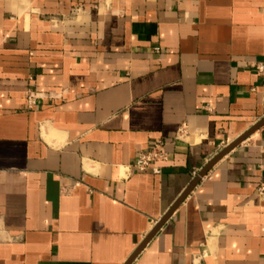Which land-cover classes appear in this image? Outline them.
<instances>
[{
  "label": "crops",
  "instance_id": "0c3cea01",
  "mask_svg": "<svg viewBox=\"0 0 264 264\" xmlns=\"http://www.w3.org/2000/svg\"><path fill=\"white\" fill-rule=\"evenodd\" d=\"M262 62L264 0H0V264H125L264 119ZM131 264H264V125Z\"/></svg>",
  "mask_w": 264,
  "mask_h": 264
},
{
  "label": "water",
  "instance_id": "95a60500",
  "mask_svg": "<svg viewBox=\"0 0 264 264\" xmlns=\"http://www.w3.org/2000/svg\"><path fill=\"white\" fill-rule=\"evenodd\" d=\"M264 125V119H262L257 125H255L252 129H250L247 133L241 136L239 139L234 141L228 147H226L223 151H221L216 157H214L199 173L198 177L189 185V187L184 191V193L179 197L173 207L168 211V213L157 223L155 228L151 231V233L147 236L145 241L138 247V249L133 253V255L128 259L125 264H131L135 258L139 255V253L144 249L146 244L156 235L159 229L163 226V224L170 218L175 209L182 203V201L187 197V195L193 190V188L198 184L201 178H203L206 173L219 161L221 160L227 153H229L232 149L238 146L242 141H244L248 136H250L253 132L258 130L260 127Z\"/></svg>",
  "mask_w": 264,
  "mask_h": 264
},
{
  "label": "built area",
  "instance_id": "2783aa9c",
  "mask_svg": "<svg viewBox=\"0 0 264 264\" xmlns=\"http://www.w3.org/2000/svg\"><path fill=\"white\" fill-rule=\"evenodd\" d=\"M254 70L264 82V62L254 64ZM166 159L165 145L161 141H157L150 151L140 153L134 163V169L139 172L151 171L159 173L158 169L153 168L152 164ZM263 190V189H262Z\"/></svg>",
  "mask_w": 264,
  "mask_h": 264
}]
</instances>
